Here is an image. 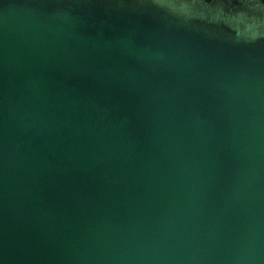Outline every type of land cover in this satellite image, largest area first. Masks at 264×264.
Returning a JSON list of instances; mask_svg holds the SVG:
<instances>
[{"label":"water","instance_id":"95a60500","mask_svg":"<svg viewBox=\"0 0 264 264\" xmlns=\"http://www.w3.org/2000/svg\"><path fill=\"white\" fill-rule=\"evenodd\" d=\"M0 264H264V0H0Z\"/></svg>","mask_w":264,"mask_h":264}]
</instances>
